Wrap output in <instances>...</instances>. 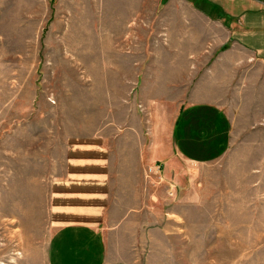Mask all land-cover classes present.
Masks as SVG:
<instances>
[{
	"label": "rangeland",
	"instance_id": "374dc122",
	"mask_svg": "<svg viewBox=\"0 0 264 264\" xmlns=\"http://www.w3.org/2000/svg\"><path fill=\"white\" fill-rule=\"evenodd\" d=\"M166 1L0 0V264H50L53 183L75 142L102 136L106 264H264V59ZM193 99L229 127L200 161L173 134Z\"/></svg>",
	"mask_w": 264,
	"mask_h": 264
},
{
	"label": "crops",
	"instance_id": "0c3cea01",
	"mask_svg": "<svg viewBox=\"0 0 264 264\" xmlns=\"http://www.w3.org/2000/svg\"><path fill=\"white\" fill-rule=\"evenodd\" d=\"M170 1L221 27L232 47L245 49L264 59L262 2L236 0L240 13H233L229 6L221 7L224 0H204L202 5L198 0H167L164 4ZM255 3L256 8L249 6ZM212 8L221 11L213 14ZM228 130L224 112L216 103L190 100L181 106L174 123L176 152L190 161L213 157L226 146ZM126 131L129 132L124 136L126 138H121L123 132L117 130L113 139L130 140V128ZM102 137L103 140L94 138L75 142L68 174L53 183L54 230L48 247L50 264H106V231L110 228L111 209L116 204L118 206V202H112V145L107 143V137ZM123 146L119 156L123 155ZM125 206L128 204L122 205L124 213L128 214Z\"/></svg>",
	"mask_w": 264,
	"mask_h": 264
}]
</instances>
